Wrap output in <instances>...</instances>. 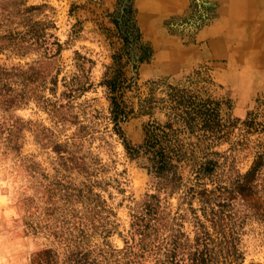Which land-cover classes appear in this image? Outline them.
<instances>
[{"label": "rangeland", "instance_id": "obj_1", "mask_svg": "<svg viewBox=\"0 0 264 264\" xmlns=\"http://www.w3.org/2000/svg\"><path fill=\"white\" fill-rule=\"evenodd\" d=\"M195 256L264 264V0H0V264Z\"/></svg>", "mask_w": 264, "mask_h": 264}, {"label": "trees", "instance_id": "obj_2", "mask_svg": "<svg viewBox=\"0 0 264 264\" xmlns=\"http://www.w3.org/2000/svg\"><path fill=\"white\" fill-rule=\"evenodd\" d=\"M30 10L33 8H29ZM105 86L109 89V93H115L116 88L114 86V82L112 80H105ZM110 100H111V106H112V110H111V118L114 122V130L121 135V132L119 130L118 127V122L121 120L120 116L121 114H123L122 110H118V106H117V102H116V97L115 96H110ZM212 113L210 114H204L203 113V125L204 127H210L209 125L212 124V122H214L215 124H217V119H218V115L215 112V109H212ZM164 127H171V124L169 125H165ZM158 128V127H156ZM163 134H165V132H162ZM168 134V133H167ZM165 134V136L167 135ZM154 140L152 141V139H147L145 140L142 144L140 145H129L128 143L124 142V148L127 152V154L129 156H134V155H138L140 152L145 153H149V155L151 156V161L153 163V169L155 170L156 173L158 174H166L167 172H170L173 168L175 169L176 165H173V159L176 157L177 154V150L175 151L173 148H171L170 144H163L161 138H163L162 135H156L155 137H153ZM166 143V142H165ZM204 166L200 168V170L198 172H203V173H207L209 170L206 167V163L203 164ZM175 174V172L173 171V175ZM253 174V169L249 170L246 173V177H249ZM145 208H149L148 205L145 206ZM150 209V208H149ZM150 211V210H149ZM137 219L139 221H141L140 218L137 217ZM192 263L191 264H205L204 259L202 257H193L192 258Z\"/></svg>", "mask_w": 264, "mask_h": 264}]
</instances>
